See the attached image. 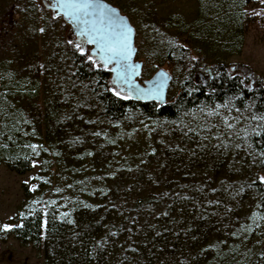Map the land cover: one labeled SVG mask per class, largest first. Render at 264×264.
Here are the masks:
<instances>
[{
    "label": "rangeland",
    "instance_id": "obj_1",
    "mask_svg": "<svg viewBox=\"0 0 264 264\" xmlns=\"http://www.w3.org/2000/svg\"><path fill=\"white\" fill-rule=\"evenodd\" d=\"M102 1L134 28L130 68L136 80L144 85L158 70L171 78L166 102L188 84L195 67L205 76L208 66L226 65L264 82L261 0ZM51 2L0 0V19L10 7L16 11L14 28L0 32V61L8 71L0 80V127L19 114L32 157L25 174L0 164V264H44L42 247L24 245L10 233L33 208L44 218L51 210L70 215L93 202L130 211L134 196L142 195L158 202L154 210L176 212L179 195L195 194L222 209L201 263L264 264V209L248 184L254 159L242 141L249 116L227 104L179 123L138 112L105 118L96 94L72 77L68 49L83 42L85 58H98ZM110 78L114 92L134 95ZM195 149L197 162L189 160Z\"/></svg>",
    "mask_w": 264,
    "mask_h": 264
},
{
    "label": "trees",
    "instance_id": "obj_2",
    "mask_svg": "<svg viewBox=\"0 0 264 264\" xmlns=\"http://www.w3.org/2000/svg\"><path fill=\"white\" fill-rule=\"evenodd\" d=\"M15 13L10 7L0 19L2 36L16 25ZM68 50L74 57L72 77L96 94L103 116L110 120L138 112L147 119L179 123L202 109L227 104L248 115L242 140L254 159V179L248 184L264 209V183L259 180L264 176V120H252L264 116V82L259 77H242L226 65L213 64L207 67L205 76L195 67L187 82L189 88L183 85L170 102L135 95L123 97L110 88L107 68L95 67L76 47ZM7 72L0 61V80L6 79ZM8 118V124L0 127V164L25 174L32 167V157L20 131L21 118L17 113ZM197 150L192 151L189 160L197 162L201 155ZM134 200L135 208L130 211L93 202L70 215L51 210L45 218L41 209L33 208L18 219L10 233L24 245L42 247L44 264H203L221 207L206 206L198 194L179 195L177 201L182 207L176 212L156 211L157 201L146 202L142 195L134 196Z\"/></svg>",
    "mask_w": 264,
    "mask_h": 264
},
{
    "label": "snow or ice",
    "instance_id": "obj_3",
    "mask_svg": "<svg viewBox=\"0 0 264 264\" xmlns=\"http://www.w3.org/2000/svg\"><path fill=\"white\" fill-rule=\"evenodd\" d=\"M261 2L264 3V0ZM48 6L53 10L58 9L57 15L62 12L65 18H71L77 23L79 34L86 37V42L94 43L97 46L100 62L105 66L109 63L117 65V80L121 78L122 73L128 72L131 66L126 61L131 54L130 36L132 28L123 17L119 16L115 9L102 3V0H52ZM68 42L73 43L71 40ZM75 47L81 55L85 53L83 42L76 43ZM88 59L93 60V57L88 56ZM93 63H98V61L93 60ZM134 90L145 92L139 88ZM115 94L120 95V92H115ZM145 94L147 93L145 92ZM252 118L264 120V116ZM225 123L227 124V121ZM227 127L231 128L232 125L227 124ZM32 147L35 148L36 146ZM259 180L264 183V176H260ZM9 227L11 226L5 225V228Z\"/></svg>",
    "mask_w": 264,
    "mask_h": 264
},
{
    "label": "flooded vegetation",
    "instance_id": "obj_4",
    "mask_svg": "<svg viewBox=\"0 0 264 264\" xmlns=\"http://www.w3.org/2000/svg\"><path fill=\"white\" fill-rule=\"evenodd\" d=\"M55 11H56V13L59 12L58 9ZM59 16L64 18V20H66L67 23L73 27V29L75 30L78 37L80 39H82L84 42H86V37H83L79 34V29L77 27L76 22H74L71 18H65L62 12H60ZM134 37H135V32H134ZM86 43L91 46L92 52L95 53V55L97 56L99 63L103 67L107 68L110 71V74L113 75V80L116 79L117 78V71H116L117 65L115 63H109V64H107V66H105L102 62H100V53L98 50L95 49L94 43H89V42H86ZM134 55H135V49L133 51V58H134ZM133 58L129 61H126V63L128 65H130ZM117 83L118 84H124L125 86L129 87V89L132 90L133 94L139 98H148L154 93V86L151 85V87L148 88L145 83L143 85L140 81L136 80V77L134 75H132V73H131V68H129L128 72L122 73L121 78L118 80ZM136 88L145 90V92L147 94H145V92L135 91L134 89H136ZM153 99H158V97L156 95H153L152 99H150V100H153Z\"/></svg>",
    "mask_w": 264,
    "mask_h": 264
},
{
    "label": "water",
    "instance_id": "obj_5",
    "mask_svg": "<svg viewBox=\"0 0 264 264\" xmlns=\"http://www.w3.org/2000/svg\"><path fill=\"white\" fill-rule=\"evenodd\" d=\"M102 3L108 5L112 9H115L116 12L119 14V16L123 17L126 20V22L128 23V25L132 28V33H131V36H130L131 54H130L128 60H127V61H129V60H131L133 58L134 28L129 23V20L125 16L120 14L118 9L114 8L113 6L109 5L108 3L104 2V1H102ZM95 49L98 50L96 45H95ZM170 82H171V78L169 77V75L166 72H164L163 70H158L155 73V75L148 82L145 83L148 88H150L151 85L154 86V93L150 97H148V99H152L153 95H156L160 101L164 102L166 94H167L168 87L170 85Z\"/></svg>",
    "mask_w": 264,
    "mask_h": 264
}]
</instances>
